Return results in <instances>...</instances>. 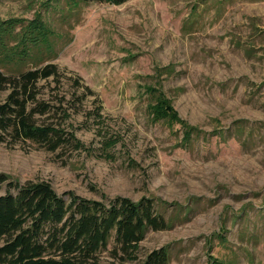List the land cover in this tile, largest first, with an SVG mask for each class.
Returning a JSON list of instances; mask_svg holds the SVG:
<instances>
[{
  "label": "rangeland",
  "instance_id": "1",
  "mask_svg": "<svg viewBox=\"0 0 264 264\" xmlns=\"http://www.w3.org/2000/svg\"><path fill=\"white\" fill-rule=\"evenodd\" d=\"M46 1L0 0V20L18 32L40 12L57 33L59 84L38 85L56 107L71 101L38 119L83 146L0 142V172L59 195L150 200L167 228L145 234L140 258L166 247L167 264H264V0ZM158 97L181 123L152 115Z\"/></svg>",
  "mask_w": 264,
  "mask_h": 264
},
{
  "label": "trees",
  "instance_id": "2",
  "mask_svg": "<svg viewBox=\"0 0 264 264\" xmlns=\"http://www.w3.org/2000/svg\"><path fill=\"white\" fill-rule=\"evenodd\" d=\"M60 1L47 0L43 6L52 7ZM63 1L64 7L70 9L89 2L121 5L128 0ZM41 17L40 12L35 13L29 29L18 32L14 25L20 20H0V142L27 141L52 152L70 142L73 148L80 149L83 144L72 131L46 122V118L38 119L71 101L62 94L56 107L40 93L39 82L53 83L55 88L60 77L58 65L52 62L57 33ZM79 81V77L72 80L75 88L82 86ZM83 88L96 96L88 86ZM84 96L78 95L75 100L81 103ZM155 101L150 112L156 119L167 121L171 128L182 122L164 97ZM95 102L99 100L95 98ZM101 110L99 104L92 111L97 120L102 118ZM108 134L99 133L105 149L116 142L108 139ZM3 186L6 189L0 195V264H104L105 254L110 258L107 264H167L169 260L166 247L139 257L145 234L167 228L164 216L148 199L133 202L116 196L94 200L71 191L59 195L47 181L20 183L0 172V189Z\"/></svg>",
  "mask_w": 264,
  "mask_h": 264
}]
</instances>
